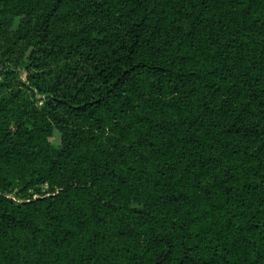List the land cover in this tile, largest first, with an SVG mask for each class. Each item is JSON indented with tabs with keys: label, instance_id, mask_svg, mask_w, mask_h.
I'll list each match as a JSON object with an SVG mask.
<instances>
[{
	"label": "trees",
	"instance_id": "trees-1",
	"mask_svg": "<svg viewBox=\"0 0 264 264\" xmlns=\"http://www.w3.org/2000/svg\"><path fill=\"white\" fill-rule=\"evenodd\" d=\"M0 264H264V0H0Z\"/></svg>",
	"mask_w": 264,
	"mask_h": 264
},
{
	"label": "rangeland",
	"instance_id": "rangeland-1",
	"mask_svg": "<svg viewBox=\"0 0 264 264\" xmlns=\"http://www.w3.org/2000/svg\"><path fill=\"white\" fill-rule=\"evenodd\" d=\"M22 80L24 79V73L21 71L20 72ZM36 100L40 101V98L37 97ZM50 142L57 144L59 142V133L57 131H54L52 137L50 138Z\"/></svg>",
	"mask_w": 264,
	"mask_h": 264
}]
</instances>
